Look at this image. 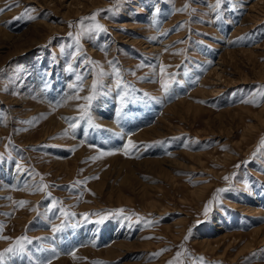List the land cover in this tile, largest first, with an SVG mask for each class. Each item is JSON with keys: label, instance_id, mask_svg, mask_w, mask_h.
<instances>
[{"label": "rangeland", "instance_id": "obj_1", "mask_svg": "<svg viewBox=\"0 0 264 264\" xmlns=\"http://www.w3.org/2000/svg\"><path fill=\"white\" fill-rule=\"evenodd\" d=\"M215 6L0 0V224L11 238L0 252L32 241L5 264H42L52 248V264H169L177 252L176 264H264V0ZM97 12L84 26L107 32L77 41ZM101 66L90 108L100 127L79 120L73 133ZM160 80L175 81L169 93ZM41 177L49 187L36 192Z\"/></svg>", "mask_w": 264, "mask_h": 264}, {"label": "snow or ice", "instance_id": "obj_2", "mask_svg": "<svg viewBox=\"0 0 264 264\" xmlns=\"http://www.w3.org/2000/svg\"><path fill=\"white\" fill-rule=\"evenodd\" d=\"M221 3H222V0H216V6L215 7L219 8ZM9 7H11V6H9ZM187 7L188 6L185 5V8L184 9H180V10H186ZM4 11H5L4 8H0V14H2ZM34 11H35L34 8H26L24 15H28V18L30 20L31 19H35V16L29 14V13L34 12ZM108 11H111V9H109ZM156 11L158 12L159 10L157 9ZM98 14L99 13L97 12V13H94L90 17L81 18V20H80L81 32L76 34V40L77 41H79L81 39V35H83V34L94 35V34L99 33V32H107L106 27L104 25L100 24L99 22H96L93 26H89V27H85L84 26V21H86V20L95 21L96 20V16ZM21 18L22 17H16L15 19H21ZM240 39H243V37H241ZM233 43H235V42H233ZM85 61L87 63L91 64V65H99L98 61H94V60H91V58H88L86 56V52H85ZM209 63H211V62H209ZM109 64L111 65L112 61H109ZM142 66L143 65H141V67ZM72 70H73L72 66L69 65V71H72ZM161 73H163V69H161ZM104 74L105 73H104L103 68L101 66L99 68V71L96 74V77H94L93 83L91 85V93L92 94L83 97V99L88 101L87 105H79V110L81 112V115L78 118L77 117L69 118V128L72 130L73 133L75 132V129H76L77 125H78L79 120H85L86 119L87 122L90 125H92L94 127H97V128L100 127V125H98V124H93V118H92V116L90 114V108H91L93 100L98 95L101 94L100 93V87H99V85H100L99 77L103 76ZM113 74L116 77V85H115V87L117 89H122V88L126 89L127 85L122 82V78H121V75H120V70L118 68H116L114 65H113ZM170 75H174V74H170ZM76 80H77V84L72 85V87L74 89L78 90V91H82L83 90V75L82 74L77 75L76 76ZM158 82L161 84V87H162V89H163L165 94L169 93V91H170V89L172 87V84L175 83V81H165V80H160ZM126 96H127V92L126 91L124 92L123 95H120L119 99H120L121 105H123L126 102ZM261 98L264 99V93H261ZM71 99H81V97H79L78 95H74V96L71 97ZM243 102L244 103H253L256 106H259V104L254 99L245 100ZM65 135H68V130H65ZM132 148H135V145H134V143L131 140H129L127 142V144L124 146V149H123L124 154L126 156L129 155L130 154V149H132ZM112 154H114V153L113 152H101L100 153L101 156L112 155ZM0 158H2V157H0ZM96 158L97 157H93L92 159H96ZM17 168L19 170L20 166L18 165ZM95 178L98 179V177H95ZM225 179H228V178L226 177ZM42 181H43V178L41 177V183L38 184V185L33 186L34 191H36V192H44V191H46V189H48L49 185L44 184ZM81 183H83V182H81ZM223 191H225V189H220L219 190V192H223ZM48 196L51 197V193H48ZM9 199H11V197H9ZM26 203H28V202L27 201L17 202L19 207H23ZM58 204H59V202L52 203L51 209L57 208ZM210 208H211V201L205 207V215H207V213L210 210ZM59 211H60V214L65 217V219H67L68 217L76 215L75 213L68 212V211L64 210L63 208H60ZM119 211L121 213H123L124 210L121 209ZM83 215H84L85 219H87V217L89 216L88 213H85ZM4 227L5 226L3 224H0V239L9 240V239H11L10 237L4 236L2 234ZM63 227H64V221H62L60 225H52V231H53V233L60 232V231L63 230ZM188 238L189 237H186V239H188ZM37 239H46V238H37ZM25 241L27 243H29V244L32 242L31 239H29L27 236H22V237H19V238L16 239L15 244L13 246H10V247L6 248L4 251L0 252V264H5V258L9 254L25 253L27 251V249H26L25 244L22 243V242H25ZM38 250L39 251H45V249H38ZM50 251L53 253V256L43 260L42 264H52V259L58 258L59 253L57 252V250L55 248H52ZM163 251H165V250H161V253H157V254H154V255H160V254H162ZM185 251H186V249H185ZM71 254L73 256H75V252L74 251ZM181 256H182V253L181 252H177L176 257L174 258V260L173 261H169V264H176V261H178ZM199 259H200L201 264H202L203 258L201 257ZM96 264H103V262H96ZM181 264H182V262H181Z\"/></svg>", "mask_w": 264, "mask_h": 264}]
</instances>
